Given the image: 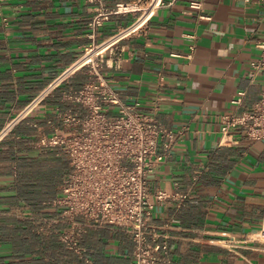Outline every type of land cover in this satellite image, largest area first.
Instances as JSON below:
<instances>
[{
    "label": "crops",
    "instance_id": "obj_1",
    "mask_svg": "<svg viewBox=\"0 0 264 264\" xmlns=\"http://www.w3.org/2000/svg\"><path fill=\"white\" fill-rule=\"evenodd\" d=\"M117 1L132 0H109ZM192 2L201 9L190 8ZM92 14L85 0L0 2V129L90 45ZM131 20L112 17L96 42ZM262 40L264 0H162L144 30L105 57L102 75L119 98L145 112L157 99L156 117L173 131L170 157L148 177L152 202L158 191L186 195L156 205L148 222L167 236L173 264H264V242L257 240L264 141L232 129L236 142L220 144L221 117L247 111L264 90V77L250 68ZM84 80L82 71L71 75L0 141V264H86L39 230L40 217L59 213L49 203L60 195L68 165L35 144L40 133L51 134L48 122L60 125L64 95ZM81 245L94 264L132 261L130 236L115 227L87 229Z\"/></svg>",
    "mask_w": 264,
    "mask_h": 264
},
{
    "label": "built area",
    "instance_id": "obj_2",
    "mask_svg": "<svg viewBox=\"0 0 264 264\" xmlns=\"http://www.w3.org/2000/svg\"><path fill=\"white\" fill-rule=\"evenodd\" d=\"M85 1L93 8L87 23L90 45L73 65L55 77L3 125L0 141L58 85L82 71L85 80L81 86L64 95L68 107L57 113L60 125L48 122L51 134L40 133L35 143L41 150L53 149L56 155L66 159L68 165L59 187L60 195L49 203L59 209V213L56 217H40L39 230L56 237L86 264H94L81 245L82 235L92 227H115L130 236V264H173L168 256L167 236L148 227L156 205L171 198L179 201L186 198V195L158 191L154 194L155 202H152L148 191V177L170 157L169 142L173 131L162 127L158 121L157 99L152 101L148 112L136 103L122 101L106 83L101 71L108 65L106 55H113L122 40L142 32L154 10L162 5V0ZM190 8L201 9V4L192 2ZM116 16H131L132 20L104 41L96 42L99 30ZM256 47L259 57L250 63L251 74L264 77V40L257 41ZM193 49L191 46L187 58ZM242 94L239 93V97ZM110 109H115V113H109ZM232 129H239L248 140L264 141V90L247 111L221 117L220 144L236 142L230 133ZM186 130L187 127L180 128L177 135H183ZM59 225L63 227L59 228ZM257 240L264 242V217Z\"/></svg>",
    "mask_w": 264,
    "mask_h": 264
}]
</instances>
